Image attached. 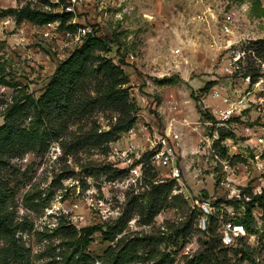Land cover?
Here are the masks:
<instances>
[{
  "label": "rangeland",
  "instance_id": "374dc122",
  "mask_svg": "<svg viewBox=\"0 0 264 264\" xmlns=\"http://www.w3.org/2000/svg\"><path fill=\"white\" fill-rule=\"evenodd\" d=\"M25 1H0V25L7 29L0 43V126L18 96L38 99L44 93L58 65L88 34L108 39L102 55L122 64L138 111L134 128L107 154L65 155L53 143L44 153L11 151L0 163V184L20 224L15 241L23 253L10 264H66L59 223L78 230L113 226L128 200L152 180H174L173 195L185 201L148 226L135 216L118 238L161 231L170 238L172 229L188 225V243L160 246L173 253L174 264H184L210 238L218 242L250 201L243 191H264V53L253 52L254 43L264 40V0H79L65 22L64 4ZM21 4L52 16L58 28L16 15ZM165 78L172 83L162 84ZM97 119L103 130L113 121L111 113ZM221 135L226 139L218 145ZM168 146L175 163L152 161ZM253 214V231L233 245L223 242L233 264L240 263L236 250L246 245L253 253L262 242L263 212L255 208ZM8 242L0 236V252ZM109 245L96 232L88 253L98 259Z\"/></svg>",
  "mask_w": 264,
  "mask_h": 264
},
{
  "label": "trees",
  "instance_id": "16d2710c",
  "mask_svg": "<svg viewBox=\"0 0 264 264\" xmlns=\"http://www.w3.org/2000/svg\"><path fill=\"white\" fill-rule=\"evenodd\" d=\"M13 12L20 17L27 15L34 20L38 19L41 24L54 21L52 16L32 11L28 6ZM261 15H264V10H261ZM71 16V13L65 12L63 22ZM254 47L253 52L263 54L264 40L256 41ZM108 48L106 37L88 34L83 44L58 65L38 99L22 94L11 103L5 112L4 123L0 126V163L11 151L17 155L36 149L44 153L53 143H58L65 155L91 150H101L107 154L111 143L134 128L138 107L130 97L129 77L122 64H116L102 55ZM161 82L171 84L172 80L165 78ZM256 82L257 77L252 83ZM211 87L212 84L205 90ZM101 113L112 114L113 121L108 130H103L97 119ZM225 139L226 136L221 135L218 145ZM224 153L226 154L225 149ZM123 174L120 171L115 177ZM175 186L174 180L145 181L146 188L128 200L124 215L113 226L107 224L105 229L103 226H95L78 230L71 224L59 223L55 230L62 239L63 251L60 257L66 264H94L97 260L101 264H174L173 253L162 251L160 246L164 244L166 249L170 245L178 246L179 241L183 245L188 243L190 226L172 229L170 238H165L163 231L141 236H118L123 234L135 216L139 218L140 224L148 226L165 209L182 204L185 200L179 194L173 195ZM242 195L250 201L246 204L243 215L234 224L251 232L255 227V208L262 210L264 221V191L254 194L251 190H244ZM7 197L4 184H0V236L10 241L0 252L1 264H10L23 255L15 241L20 224L14 223ZM34 199L36 198L33 197L32 200ZM96 232H100L104 240L110 243L98 259L92 258L88 253L92 235ZM260 240L264 242V233ZM216 241L213 237L210 238L201 251L184 264H233V258L228 254L230 248L223 244L222 237L219 236L218 242ZM238 256L239 264L252 259L251 248L242 246L233 255Z\"/></svg>",
  "mask_w": 264,
  "mask_h": 264
},
{
  "label": "built area",
  "instance_id": "2783aa9c",
  "mask_svg": "<svg viewBox=\"0 0 264 264\" xmlns=\"http://www.w3.org/2000/svg\"><path fill=\"white\" fill-rule=\"evenodd\" d=\"M0 1H4L6 3L16 2V0H0ZM26 1L24 2L25 4H26ZM48 1H50L54 5L61 6L62 4H64L63 10L66 13H71V14L75 12V6L79 3V0H66V1L65 0H48ZM22 6L23 4H21L20 7ZM57 26H59L57 22H50V23H47L45 27L58 28ZM5 31H7V29L5 30L4 28H2V25H0V43L5 41ZM83 32L88 33L89 31H87L86 29H83ZM177 138L178 136H175V139ZM261 141L263 142V140ZM151 159L152 161L157 162L163 166H169L170 164H172V162L174 163L176 162V159L174 158V151L172 147L170 146L165 147L164 150L162 151H156L153 154ZM173 173L175 177H179V173L177 169ZM244 235H246V230L243 226L228 223L227 230L225 231V234L223 235L222 240L226 245H233L238 239H240V237H243ZM243 264H264V242H260L257 245L256 250L253 251L252 253V259L246 260Z\"/></svg>",
  "mask_w": 264,
  "mask_h": 264
}]
</instances>
